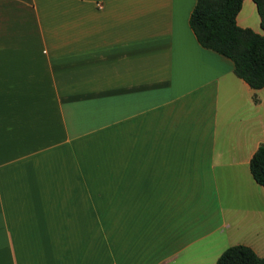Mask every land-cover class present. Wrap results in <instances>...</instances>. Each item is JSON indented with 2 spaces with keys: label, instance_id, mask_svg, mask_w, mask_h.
<instances>
[{
  "label": "crops",
  "instance_id": "crops-1",
  "mask_svg": "<svg viewBox=\"0 0 264 264\" xmlns=\"http://www.w3.org/2000/svg\"><path fill=\"white\" fill-rule=\"evenodd\" d=\"M195 0H0V264L264 255V85L200 45ZM239 26L261 33L253 0Z\"/></svg>",
  "mask_w": 264,
  "mask_h": 264
},
{
  "label": "trees",
  "instance_id": "trees-1",
  "mask_svg": "<svg viewBox=\"0 0 264 264\" xmlns=\"http://www.w3.org/2000/svg\"><path fill=\"white\" fill-rule=\"evenodd\" d=\"M242 0H195L188 23L198 43L229 57L233 72L252 88L264 85V0H253L262 32L239 26L235 15ZM248 168L252 178L264 186V144L252 152ZM214 264H264V255L237 243L225 247Z\"/></svg>",
  "mask_w": 264,
  "mask_h": 264
}]
</instances>
